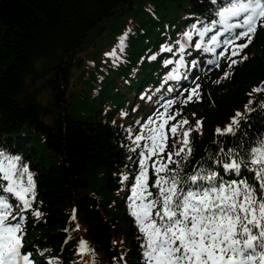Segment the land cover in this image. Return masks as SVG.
Returning <instances> with one entry per match:
<instances>
[{
  "label": "trees",
  "instance_id": "obj_1",
  "mask_svg": "<svg viewBox=\"0 0 264 264\" xmlns=\"http://www.w3.org/2000/svg\"><path fill=\"white\" fill-rule=\"evenodd\" d=\"M139 1L0 0V152L19 156L38 185L36 203L42 217L35 226L31 219L28 248L37 244L51 249L65 264H79L81 237L97 264H144L139 232L124 199L116 195L119 177L131 173L132 151L125 128L122 131L113 119L128 102H141L140 90L160 80L155 76L163 55L158 61L151 55L161 44L177 41L196 19L209 25L222 4V0ZM101 25H106L105 36H95ZM257 47L264 49V28L251 49ZM112 49L116 55L104 63ZM246 53L250 58L239 63L242 71L236 72V83L212 88L205 95L202 106L213 121H220L229 106L246 101L248 87L256 81L250 47ZM86 62L90 68L84 67ZM257 70L261 91L232 133L214 138L204 127L203 135L191 134L192 151L180 164L182 176L202 166L226 181L246 177L256 183L250 166L242 164L241 175L236 176L225 172L222 164L230 161L225 155L230 150L249 160L250 150L264 141V68ZM75 71L82 82L79 98L73 97ZM117 121L122 123L121 118ZM136 171L133 165L132 173ZM75 219L83 234L74 230Z\"/></svg>",
  "mask_w": 264,
  "mask_h": 264
},
{
  "label": "snow or ice",
  "instance_id": "obj_2",
  "mask_svg": "<svg viewBox=\"0 0 264 264\" xmlns=\"http://www.w3.org/2000/svg\"><path fill=\"white\" fill-rule=\"evenodd\" d=\"M212 2L216 4L217 0ZM215 15L218 19L212 20L209 25H204L203 28L193 25L192 31L184 33L186 43L180 44L181 55L186 46L214 53L217 48L228 45H235L232 55H238L251 44L257 28L264 27V0H222V4L217 5ZM237 29L240 31H236ZM194 33L199 40L193 45ZM208 33L212 35L208 36ZM206 36L207 43L204 39ZM221 36H224L223 40ZM241 39L245 43L236 44ZM120 45L122 49L123 38ZM163 51L170 52L172 49L165 47ZM108 55L115 56L116 53L114 51ZM243 59L247 57H242L241 60ZM166 63L171 64L172 61ZM236 63L237 60H231V64ZM180 64L183 66L182 60ZM191 91L188 99L196 95V89ZM170 103L172 102L169 101ZM167 107L165 105V113H157V119L166 115ZM241 115L237 113V117ZM169 119H175V116H168L164 124ZM153 122L149 118L144 126L151 144H145L138 153L141 157L140 171L134 177L130 197L132 202L129 205L131 216L146 238L142 245L145 264H264V141L261 142V147L250 150L249 160L238 158L239 153L230 150L225 154L231 157L230 161L222 164L225 172H232L236 176L241 175L242 164L250 166L256 183H251L246 178L226 181L219 172L205 170L202 166L192 173L181 175L183 169L180 164L187 161L192 151L187 139L191 130L184 132L182 147L178 151H169L166 162L163 159L153 162L156 179L152 184L155 191H151L147 160L163 153L167 141L163 132L164 125L149 128ZM181 123L187 124L188 121L172 125L170 131L173 136ZM200 123L197 121V127ZM233 124H239L236 117L223 131L217 129V132L221 135L232 133ZM144 139L143 134L136 135L134 143L139 147V142ZM130 151L135 152L136 149ZM173 156L180 159L174 160ZM216 163H221V160L217 159ZM169 164L175 167L170 168ZM0 173H3V180L10 181L4 191L22 202V206L16 208V213L22 220L23 212L31 207L27 194L31 193L35 198L32 174L27 166L20 163L19 156H5L3 152H0ZM24 174H27V187L23 182L18 185V180ZM123 179L127 180L128 177L124 176ZM35 215L41 214L37 211ZM10 216L13 220L16 219L13 205L8 202L7 197L0 196V264H34L28 254L21 253L22 237L18 235L21 224H11L8 219ZM86 249L87 243L81 241L80 251L84 252ZM257 249L260 250L259 257L256 256Z\"/></svg>",
  "mask_w": 264,
  "mask_h": 264
},
{
  "label": "rangeland",
  "instance_id": "obj_3",
  "mask_svg": "<svg viewBox=\"0 0 264 264\" xmlns=\"http://www.w3.org/2000/svg\"><path fill=\"white\" fill-rule=\"evenodd\" d=\"M139 1V0H138ZM145 0H140L138 3L143 4ZM105 30H106V25H101V27L97 30L99 33L94 32L93 34L97 36V34L101 35V37L105 36ZM100 46V45H98ZM106 53H109L107 51ZM253 57H252V69H254V74H255V79L251 85H249L248 90L246 92L247 99L246 101L240 102L237 106L235 107H228L225 115L220 121H213L211 119V116L209 113L204 112L206 107L202 105L196 104L194 107L187 109L184 113L181 114H174V113H169L168 111L166 112V115L163 116V120L168 119V116H175V119H169L168 121L171 122V126L174 124H177L178 122H182L184 120H187V124H179L177 127V139L174 140V142L177 144V151L179 150V145H182V141L184 139L183 133L188 132L189 130H199L202 133L204 132V127H207L209 129V133L211 135H214V138L217 135V129L224 130L230 123H232V120L234 117L237 118V113L244 114L246 111V107L249 104L250 99L254 98L258 91H254V89H258V70L257 68H264V59L262 60L263 54H264V49L263 47H257L252 50ZM187 53H183L182 55H178V51H175L172 55L175 63L173 66L169 68H165V61H163V68H165L162 72L161 75V80L159 81L160 87L165 88L166 90H171L178 81L180 73L177 71V68L180 64V61L184 59V56H186ZM247 55H245L246 57ZM169 56H166L165 59H167ZM257 57V58H256ZM95 58V57H92ZM111 58V56L103 58V62L108 61ZM231 60H237V59H230V60H225L222 65L217 66L215 70H208L204 73V77L208 79V86L210 89L215 88V87H220L224 85H229V87H232L234 83H236V79L234 76L236 75L237 71H242V68L238 67V64H235L236 67H234V64H231ZM86 68H90L84 65ZM90 72V71H89ZM228 74L227 76L225 74ZM78 72L75 71L74 77H73V91L76 90L75 93H73V97L76 95L77 98L79 96L77 95L79 92V87L82 82L81 80L77 77ZM170 76L178 77V78H169ZM177 80V81H176ZM246 84L247 81H246ZM72 88V86H71ZM144 95V93H143ZM158 99V98H157ZM113 100H115L113 98ZM118 103V100L116 101ZM127 103V102H126ZM125 103V104H126ZM133 105H131V102L127 104L126 108H123L122 114L123 117H125L126 113L132 114V116L127 115L130 119H135L138 115L141 117L145 111H139L137 107L133 108ZM166 110H163L162 113H165ZM132 117V118H131ZM197 121H200L199 127H197ZM124 124L128 127L130 124L129 121H125ZM133 131V130H131ZM190 131V132H191ZM188 138V137H187ZM50 264H53L51 262Z\"/></svg>",
  "mask_w": 264,
  "mask_h": 264
},
{
  "label": "water",
  "instance_id": "obj_4",
  "mask_svg": "<svg viewBox=\"0 0 264 264\" xmlns=\"http://www.w3.org/2000/svg\"><path fill=\"white\" fill-rule=\"evenodd\" d=\"M113 15V14H112Z\"/></svg>",
  "mask_w": 264,
  "mask_h": 264
}]
</instances>
